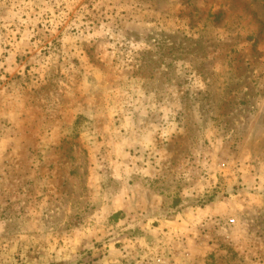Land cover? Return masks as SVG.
Masks as SVG:
<instances>
[{"label": "rangeland", "instance_id": "obj_1", "mask_svg": "<svg viewBox=\"0 0 264 264\" xmlns=\"http://www.w3.org/2000/svg\"><path fill=\"white\" fill-rule=\"evenodd\" d=\"M0 264H264V0H0Z\"/></svg>", "mask_w": 264, "mask_h": 264}]
</instances>
